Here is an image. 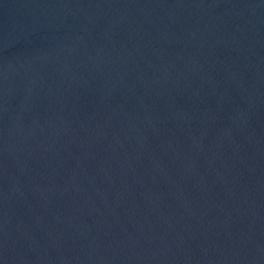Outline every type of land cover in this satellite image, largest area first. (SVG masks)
<instances>
[{"label": "water", "instance_id": "1", "mask_svg": "<svg viewBox=\"0 0 264 264\" xmlns=\"http://www.w3.org/2000/svg\"><path fill=\"white\" fill-rule=\"evenodd\" d=\"M0 264H264V0H0Z\"/></svg>", "mask_w": 264, "mask_h": 264}]
</instances>
